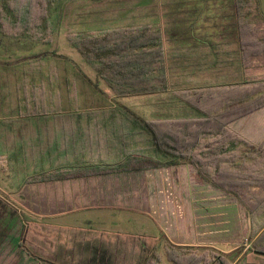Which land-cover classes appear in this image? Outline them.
<instances>
[{"label": "crops", "instance_id": "0c3cea01", "mask_svg": "<svg viewBox=\"0 0 264 264\" xmlns=\"http://www.w3.org/2000/svg\"><path fill=\"white\" fill-rule=\"evenodd\" d=\"M157 1L139 0L137 6L150 8L156 6ZM163 2L168 8L171 5L166 0ZM157 15L142 16L138 22L141 23L142 18L144 23L141 24L155 22L163 16ZM155 16L157 19L150 18ZM116 19L120 18L115 16ZM100 22H95L96 27L91 30H96ZM153 96L150 121L126 105L115 103V98H108L110 103L106 106L90 110H25L18 117L26 120L23 132L8 128L7 149L17 151L18 144H23L25 151H29L26 163L29 175L19 181H6L8 185L0 186V194L15 193L27 200L29 248L40 256L42 264H139L152 254L165 262L166 242L175 246L212 248L228 255L233 264L242 257L233 254L243 237L250 236L246 221L244 236L242 233L241 204L234 196L200 179L190 164L29 183L35 177L60 171L115 167L131 154L153 152L158 159H164L154 153L141 122H187L198 115L178 98ZM17 99L19 102L21 98ZM59 101L62 104L61 98ZM68 101L75 104L76 98H68ZM164 107L170 111H163ZM231 129L254 144L264 138V132L254 129ZM15 134H20V138ZM218 217L224 221L218 228L222 231H227V222L237 224V241L219 244L203 238L213 233L212 218ZM94 225L101 229L95 228V231ZM156 234L164 237L163 246L157 245Z\"/></svg>", "mask_w": 264, "mask_h": 264}, {"label": "trees", "instance_id": "16d2710c", "mask_svg": "<svg viewBox=\"0 0 264 264\" xmlns=\"http://www.w3.org/2000/svg\"><path fill=\"white\" fill-rule=\"evenodd\" d=\"M58 1L12 0L4 5V0H0V28L5 31L12 25V29L24 32L32 26L40 29L42 26L46 30L50 26L48 9ZM227 4L225 11L231 10L232 18L227 20L229 14L222 13L219 31L211 33L207 29L199 30L203 20L168 19L172 15L198 13L195 9L185 11V2L181 1L176 8L166 10L163 18L151 24L109 27L68 35L69 44L80 52L115 97L170 95L187 104L198 117L193 119L195 122H141L154 146V153L162 155V160L153 152L131 154L124 163L115 167L60 171L35 177L29 183L190 164L200 179L234 196L241 204L245 210L244 220L249 224L250 238L254 239L252 251L264 257V138L259 144H254L231 129L236 121L264 109V88L261 87L264 82L251 83L242 73L226 78L221 74L215 82L199 83L196 79L201 72H217L226 67L245 70L251 59L264 55V40L258 38L256 27L249 18L252 4L248 0H228ZM228 22L229 25L226 24ZM229 44L238 46L236 52L230 53L237 55L236 59H226L225 52L221 50L222 46ZM67 87L70 88L69 82ZM45 92L41 85L28 90L24 83L21 98L26 110H61L59 98H42L46 96ZM236 96L239 98H233ZM221 101L220 113L212 119L205 109ZM204 119L207 121L202 122ZM194 132L199 133L198 138ZM181 134L185 136L180 138ZM238 145L244 147L242 152L232 150L231 147ZM259 217H263V222L257 227ZM15 218L12 210L0 199V250L7 243L14 242L11 228L15 226ZM20 247L22 244L19 242L17 248ZM164 249L165 260L169 264H233L228 255L219 254L212 248L175 246L166 242ZM29 255L32 256L30 252ZM139 264L165 262L157 254H152Z\"/></svg>", "mask_w": 264, "mask_h": 264}, {"label": "rangeland", "instance_id": "374dc122", "mask_svg": "<svg viewBox=\"0 0 264 264\" xmlns=\"http://www.w3.org/2000/svg\"><path fill=\"white\" fill-rule=\"evenodd\" d=\"M12 0H4V5ZM139 0H59L48 9L49 25L41 29L32 26L28 31H19L18 28L12 29L8 27L5 31L0 28V186L5 187L6 181H19L21 178L29 175V151H25L23 144H18L17 151H9L6 143L10 138L7 131L11 127L17 128V132L21 133L26 122L23 118H18L19 113L26 110L24 99L22 97V87L26 84L28 90L32 86L41 85L45 89L46 96L42 98H61V108L64 110H90L101 105L110 103L108 98H115L117 104L126 105L141 118L150 121V113L153 112L152 101L150 98L154 96H126L115 97L108 85L101 80L97 73L83 59L78 50L72 47L68 42V35L76 33H85L96 27L95 22L99 23L102 29L109 27H132L135 25H145L138 22L142 16L149 14H158L160 17L166 10L176 8L180 1L185 2V11H192L189 15H172L168 17L170 20L180 18L197 19L202 21L199 25V30H208L209 33L219 31L222 23L221 14H229L227 20L231 19V10L225 11V6L228 0H166L171 4L169 8L164 6V0H158L156 6L150 8H138ZM251 4L250 20L254 23L258 38L264 40V0H248ZM206 2V4H205ZM167 5V4H166ZM195 12V13H194ZM227 12V13H226ZM6 14L8 12H5ZM201 13V14H200ZM192 14H196L195 17ZM120 19L114 20V17ZM125 16V17H123ZM123 17V18H122ZM127 17V18H126ZM111 18V19H110ZM151 19H157L155 16ZM163 18V16H162ZM108 19V20H107ZM161 19V18H160ZM167 20V17L165 18ZM113 20V21H111ZM147 22V21H146ZM165 21H163L164 24ZM152 22L146 23L151 24ZM227 25L230 22L226 23ZM42 25V23H40ZM111 25V26H110ZM165 25V24H164ZM98 26V25H97ZM108 26V27H107ZM162 27V26H161ZM8 29V30H7ZM222 29V28H221ZM7 33V34H6ZM164 33V32H163ZM216 33V32H215ZM3 34H6L4 36ZM9 34V35H8ZM237 44H229L221 47L225 52L226 59H236L237 55H231V52H236ZM229 53V54H228ZM36 57V58H35ZM33 58V59H32ZM35 58V59H34ZM190 60L186 62L189 63ZM245 70L239 68L233 69L226 67L209 72H201L196 75L199 83L215 82L218 78L245 74L252 82H264V55L255 59H251ZM237 77V76H236ZM67 82L70 88L67 87ZM96 85L98 88H96ZM262 89L264 86H261ZM17 89V91H16ZM69 91V93H68ZM18 98L19 102H18ZM68 98H76L75 104L68 101ZM165 98H170L165 96ZM239 98V97H233ZM222 101L205 109L209 116L213 119L217 113H220ZM78 107V108H77ZM74 108V109H73ZM163 111L169 112L168 107L162 108ZM207 119L202 120V122ZM183 123L181 121H178ZM187 122H195L187 121ZM199 122V121H198ZM217 127V126H215ZM231 127L239 128L243 131L254 129L255 132H264V112H256L249 117L238 120ZM214 133V132H213ZM17 135V134H15ZM188 135V134H187ZM195 137L199 133L194 132ZM20 138V134L17 135ZM185 135H179L183 138ZM198 138V137H196ZM195 138V139H196ZM191 138H187L190 140ZM3 140V141H2ZM6 140V143H5ZM3 143V144H2ZM20 143V141H19ZM14 146V145H13ZM11 147V145H9ZM240 152L244 147L241 145L231 147ZM13 156V157H12ZM15 162L10 164V162ZM29 164V163H28ZM17 167L14 169L13 168ZM16 172V174H15ZM17 194L1 195L0 199L6 206L15 214L11 228L14 242L7 243L0 250V264H42L39 255H35L29 250V204L26 199L19 198ZM243 208V207H242ZM28 209V210H27ZM243 212H245L243 208ZM90 215V214H89ZM263 217H259L258 225L262 224ZM214 219L211 223L213 233L204 235L207 241L218 242L237 241L238 228L237 224L227 222V231H222V218ZM245 220L243 214L242 233L245 234ZM230 227V228H229ZM98 230L100 227L94 225ZM104 229V228H103ZM37 233L36 231H32ZM157 245L163 246L164 237L161 234H156ZM253 235V234H252ZM251 236L243 237L240 247L233 253L236 256L242 255L236 264H264V257L255 254L252 251ZM246 238L248 240H246ZM248 241V242H247ZM22 247L17 248L18 243ZM251 243V244H250ZM29 252L32 256L29 255ZM218 252V251H217ZM220 254V252H218ZM33 254L35 256H33ZM222 254V253H221ZM233 255V256H234ZM165 264H169L165 259ZM233 262V261H232Z\"/></svg>", "mask_w": 264, "mask_h": 264}]
</instances>
